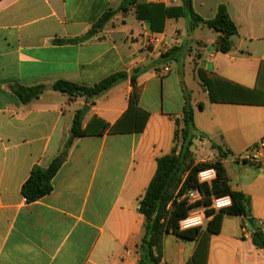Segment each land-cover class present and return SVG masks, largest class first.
I'll return each mask as SVG.
<instances>
[{"label": "crops", "instance_id": "0c3cea01", "mask_svg": "<svg viewBox=\"0 0 264 264\" xmlns=\"http://www.w3.org/2000/svg\"><path fill=\"white\" fill-rule=\"evenodd\" d=\"M138 1L182 7V0ZM122 2L0 0V264H138L145 225L140 201L157 160L172 152V117L183 113V87L191 96L197 135L229 153L223 162L229 185L248 199L254 222L251 227L249 219L226 216L221 232L210 238L207 264H264V249L252 242L255 226L264 232V169L235 162L264 138V107L214 104L197 76L202 69L254 88L264 61V0H192L203 21L226 8L238 29L228 54L217 51L216 33L191 30L188 19L169 18L163 33L152 34L135 15L119 11ZM108 9L117 14L107 27L80 41ZM172 48L170 61L158 63ZM166 66L168 74L162 73ZM137 68L139 108L150 114L145 131L76 139L52 192L28 204L23 185L35 166L47 168L61 155L84 106L90 111L83 128L95 118L114 125L127 112ZM117 73L128 77L92 106L53 90L59 81L91 87ZM14 86H42L44 92L23 105ZM195 247L178 240L169 258L165 245L161 264H186Z\"/></svg>", "mask_w": 264, "mask_h": 264}, {"label": "trees", "instance_id": "16d2710c", "mask_svg": "<svg viewBox=\"0 0 264 264\" xmlns=\"http://www.w3.org/2000/svg\"><path fill=\"white\" fill-rule=\"evenodd\" d=\"M119 11L125 16L131 13L135 15L137 21L145 23L152 34L163 33L165 22L169 18L188 19L191 30L207 27L217 34L215 47L218 52L228 54L235 47L234 38L238 35V29L225 7L219 8L216 18L212 21H203L193 11L192 0H182V7L180 8H168L164 4L139 3L138 0H123ZM116 14V11L108 9L80 41H87L101 33ZM174 50L172 48L162 54L158 63L167 64ZM141 72V68L133 71L131 76L133 91L129 99V108L114 125H109L105 121L95 118L86 128H83V124L79 120L81 112L76 115L70 129L69 139L61 155L53 160L47 168L35 166L29 179L23 185L22 195L28 204L35 203L52 192V181L61 169L68 151L76 139L106 133L111 135L141 134L145 131L150 114L139 108L140 94L137 90V79ZM197 76L201 81L202 88L208 92L210 100L214 104L264 107V61L260 64L253 89L233 84L202 69L197 71ZM127 77L128 74L126 73H117L91 87L59 81L54 84L53 90L67 95L70 101L81 98L86 104L92 106L94 100L120 82L125 81ZM12 92L21 104L27 105L43 94L44 87L14 86ZM183 93L185 98L183 113L180 116L172 117L175 123L172 152L157 160L156 174L140 201L139 212L144 216L145 225L144 235L137 245L138 264H161L164 241L168 235L174 236L179 241L196 242L194 253L186 264H207L210 238L212 235L221 232L225 217L251 218L247 210L248 199L242 193L232 191L229 185V179L223 165V162L229 157L227 151L213 144L212 151H215L214 154L217 156L214 164L194 165L192 163L191 147L193 142L196 137L200 140H203V137L195 135L191 96L184 87ZM211 167L215 168L218 174L214 185L212 187L200 185L197 181V174ZM190 189H198L204 195L203 201L198 206L208 208L211 205L212 197L227 195L232 198L233 204L230 208L219 212L207 210L206 215L210 220L203 229L182 232L178 228L179 222L188 216L193 206L176 201L172 203L170 208L168 206L178 190L184 193ZM252 242L256 248L264 249V232L258 226L254 228Z\"/></svg>", "mask_w": 264, "mask_h": 264}, {"label": "built area", "instance_id": "2783aa9c", "mask_svg": "<svg viewBox=\"0 0 264 264\" xmlns=\"http://www.w3.org/2000/svg\"><path fill=\"white\" fill-rule=\"evenodd\" d=\"M170 69L168 66L164 67L162 73L168 74ZM235 162L242 165H248L257 169H264V138L261 139L254 147L248 149L246 152L235 157ZM218 178L217 170L213 167L204 169L197 174V181L200 185L212 187ZM204 199L203 193L198 189H190L181 193L178 190L174 196L173 201L168 208L172 206L173 202L186 203L188 206H193L188 216L179 222V230L189 231L194 229H203L207 222L206 211L213 210L219 212L228 209L232 206L233 201L230 196L212 197L211 205L208 208L198 206Z\"/></svg>", "mask_w": 264, "mask_h": 264}, {"label": "rangeland", "instance_id": "374dc122", "mask_svg": "<svg viewBox=\"0 0 264 264\" xmlns=\"http://www.w3.org/2000/svg\"><path fill=\"white\" fill-rule=\"evenodd\" d=\"M198 49L196 48L195 51H197ZM194 51V52H195ZM194 58L198 59L199 54L194 53L193 55ZM190 76H194L196 75V67L193 70V73L191 71L188 72ZM187 83L189 84V87L192 88L194 86V82L192 79H190L189 77L187 78ZM187 91V90H186ZM188 93V91H187ZM196 136L197 133L195 132ZM212 146L211 145H207L204 144L203 140H200L199 138H195L194 142H193V146L191 147V159H192V163L194 165H201V164H214V162H216L217 160V156L214 154V152H212ZM187 176V174H186ZM185 176V177H186ZM177 239L172 236V235H168L165 238L164 241V247L166 245L167 250H168V257L170 258L171 253L175 254V248H176V243H177Z\"/></svg>", "mask_w": 264, "mask_h": 264}, {"label": "water", "instance_id": "95a60500", "mask_svg": "<svg viewBox=\"0 0 264 264\" xmlns=\"http://www.w3.org/2000/svg\"><path fill=\"white\" fill-rule=\"evenodd\" d=\"M48 90H52V87H48ZM89 111H90L89 106L86 105L83 107L80 118H79L80 122L84 120L85 116L88 114ZM247 222L251 227H254V222L252 219H249Z\"/></svg>", "mask_w": 264, "mask_h": 264}]
</instances>
